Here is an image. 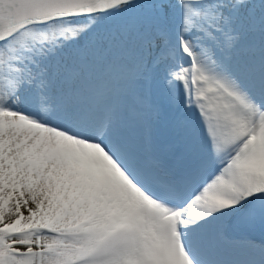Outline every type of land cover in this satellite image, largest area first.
<instances>
[{"label":"snow or ice","instance_id":"1","mask_svg":"<svg viewBox=\"0 0 264 264\" xmlns=\"http://www.w3.org/2000/svg\"><path fill=\"white\" fill-rule=\"evenodd\" d=\"M0 264H264V0H0Z\"/></svg>","mask_w":264,"mask_h":264}]
</instances>
